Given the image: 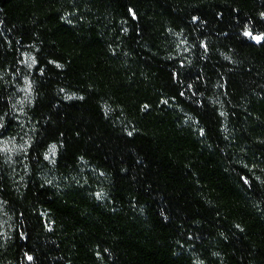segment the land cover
I'll return each mask as SVG.
<instances>
[{
  "label": "trees",
  "instance_id": "16d2710c",
  "mask_svg": "<svg viewBox=\"0 0 264 264\" xmlns=\"http://www.w3.org/2000/svg\"><path fill=\"white\" fill-rule=\"evenodd\" d=\"M262 14L0 0V264H264Z\"/></svg>",
  "mask_w": 264,
  "mask_h": 264
},
{
  "label": "snow or ice",
  "instance_id": "6c2138e0",
  "mask_svg": "<svg viewBox=\"0 0 264 264\" xmlns=\"http://www.w3.org/2000/svg\"><path fill=\"white\" fill-rule=\"evenodd\" d=\"M262 15H264V14H262ZM29 259H31V257H29Z\"/></svg>",
  "mask_w": 264,
  "mask_h": 264
}]
</instances>
